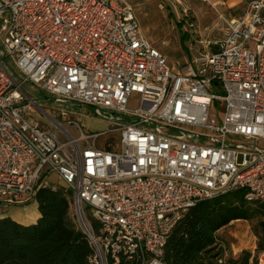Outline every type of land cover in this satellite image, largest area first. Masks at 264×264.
Here are the masks:
<instances>
[{
  "label": "built area",
  "instance_id": "obj_1",
  "mask_svg": "<svg viewBox=\"0 0 264 264\" xmlns=\"http://www.w3.org/2000/svg\"><path fill=\"white\" fill-rule=\"evenodd\" d=\"M219 16L224 36L170 67L126 0H0V202L28 203L57 174L88 264H163L198 202L264 204V0ZM91 115L103 129L84 131Z\"/></svg>",
  "mask_w": 264,
  "mask_h": 264
},
{
  "label": "trees",
  "instance_id": "obj_2",
  "mask_svg": "<svg viewBox=\"0 0 264 264\" xmlns=\"http://www.w3.org/2000/svg\"><path fill=\"white\" fill-rule=\"evenodd\" d=\"M71 199L72 192L63 186L41 188L32 201L39 213L34 223L0 218V264H88L93 250L70 216ZM254 204L261 206L252 208L240 192L198 202L172 228L163 264H251L246 250L218 263L224 250L215 232L233 220L263 218L264 204ZM257 229L263 232L258 250L264 251V220Z\"/></svg>",
  "mask_w": 264,
  "mask_h": 264
},
{
  "label": "rangeland",
  "instance_id": "obj_3",
  "mask_svg": "<svg viewBox=\"0 0 264 264\" xmlns=\"http://www.w3.org/2000/svg\"><path fill=\"white\" fill-rule=\"evenodd\" d=\"M159 3L162 6V12H140L142 21L148 26V40L152 46L165 56L170 67H175L177 63H188L200 58L207 50L203 49L202 43L199 42L200 39H197L192 29L189 28L186 12H183V10H186L184 0H158V4ZM215 21L217 22L213 27V31L209 32V36H211L212 32L214 36L218 35L220 28L225 27L224 21L218 16ZM210 92L216 95L223 94L222 90L216 88L215 82L212 83V89H210ZM128 106L130 108L138 106L137 95L134 94L130 97ZM223 107L224 103L222 101H212L210 115L211 117L214 116L218 122H220V111ZM84 111L91 113V108L85 107ZM81 123L86 132L101 130L104 128V123L96 119L94 115H91L90 117H81ZM70 131L71 133L76 134L74 128H70ZM102 139L104 141H109L114 140V137L111 135ZM102 139H100V141ZM46 181L49 186L60 187L62 185L61 180L55 173L48 174ZM32 201L30 202L32 203ZM0 204L6 208L10 207L12 212L17 210L12 207L26 205V203L15 205L7 204L5 202H0ZM250 206H252V208H257L261 205L253 203ZM85 210L86 214H88L87 206H85ZM70 216L77 224L72 212H70ZM87 217L88 220L92 222L91 217L89 215ZM263 220L264 217L262 218L261 216H255L250 220H233L218 229L215 234L223 243V259L227 260L234 257L239 258L242 252L246 250L250 252L249 257L251 262L254 263L257 254L260 252V250H258V241H260L259 237L263 233L260 229H257V226L259 222Z\"/></svg>",
  "mask_w": 264,
  "mask_h": 264
},
{
  "label": "crops",
  "instance_id": "obj_4",
  "mask_svg": "<svg viewBox=\"0 0 264 264\" xmlns=\"http://www.w3.org/2000/svg\"><path fill=\"white\" fill-rule=\"evenodd\" d=\"M126 1L133 6L140 30L148 40V26L142 21L140 12H162V6L160 3L158 4V0ZM249 1L250 0H184V6L189 13L187 20L193 24V27L191 28L192 31L196 35V38L200 39L199 42L204 46V43L207 40L219 39L225 34V27H222L220 28L218 35L214 36L212 32L211 36H209V32L213 31V27L217 22L215 21L217 16L220 18L219 15H221L225 20L239 18L243 14L246 4ZM12 208L17 210L12 212L10 207L6 208L0 204V218L10 217L21 224H30L34 223L39 217L35 202L25 206Z\"/></svg>",
  "mask_w": 264,
  "mask_h": 264
}]
</instances>
